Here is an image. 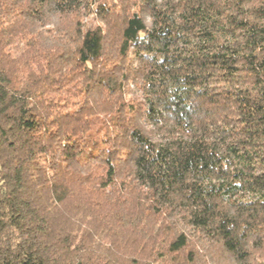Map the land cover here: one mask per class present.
Instances as JSON below:
<instances>
[{
	"label": "trees",
	"instance_id": "trees-1",
	"mask_svg": "<svg viewBox=\"0 0 264 264\" xmlns=\"http://www.w3.org/2000/svg\"><path fill=\"white\" fill-rule=\"evenodd\" d=\"M0 264H264V0H0Z\"/></svg>",
	"mask_w": 264,
	"mask_h": 264
}]
</instances>
